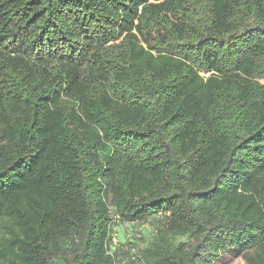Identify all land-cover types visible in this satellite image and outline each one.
Returning a JSON list of instances; mask_svg holds the SVG:
<instances>
[{
    "label": "trees",
    "instance_id": "16d2710c",
    "mask_svg": "<svg viewBox=\"0 0 264 264\" xmlns=\"http://www.w3.org/2000/svg\"><path fill=\"white\" fill-rule=\"evenodd\" d=\"M147 219L123 264H264V0H0V264Z\"/></svg>",
    "mask_w": 264,
    "mask_h": 264
},
{
    "label": "rangeland",
    "instance_id": "374dc122",
    "mask_svg": "<svg viewBox=\"0 0 264 264\" xmlns=\"http://www.w3.org/2000/svg\"><path fill=\"white\" fill-rule=\"evenodd\" d=\"M150 220L142 223L127 224L113 222L112 232V248L117 249V256L114 258L113 264H123L131 259L140 261V254L144 251L151 241L158 235L157 231L150 224ZM174 240L173 243H178ZM215 264H246L241 256L234 253H224Z\"/></svg>",
    "mask_w": 264,
    "mask_h": 264
}]
</instances>
